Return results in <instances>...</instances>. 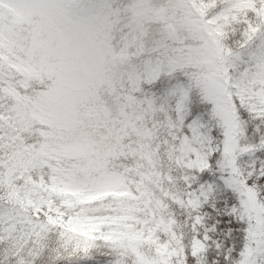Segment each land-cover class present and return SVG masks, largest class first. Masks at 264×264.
<instances>
[{"label": "snow or ice", "instance_id": "1", "mask_svg": "<svg viewBox=\"0 0 264 264\" xmlns=\"http://www.w3.org/2000/svg\"><path fill=\"white\" fill-rule=\"evenodd\" d=\"M0 264H264V0H0Z\"/></svg>", "mask_w": 264, "mask_h": 264}]
</instances>
